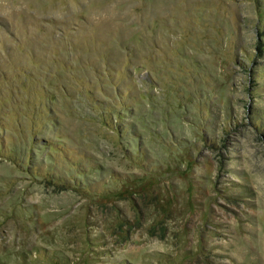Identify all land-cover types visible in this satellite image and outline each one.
<instances>
[{
    "label": "rangeland",
    "instance_id": "rangeland-1",
    "mask_svg": "<svg viewBox=\"0 0 264 264\" xmlns=\"http://www.w3.org/2000/svg\"><path fill=\"white\" fill-rule=\"evenodd\" d=\"M0 264H264V0H0Z\"/></svg>",
    "mask_w": 264,
    "mask_h": 264
}]
</instances>
